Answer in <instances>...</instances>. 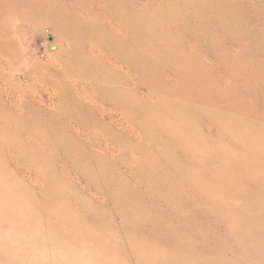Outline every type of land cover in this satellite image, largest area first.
Returning <instances> with one entry per match:
<instances>
[{
  "label": "rangeland",
  "instance_id": "1",
  "mask_svg": "<svg viewBox=\"0 0 264 264\" xmlns=\"http://www.w3.org/2000/svg\"><path fill=\"white\" fill-rule=\"evenodd\" d=\"M0 264H264V0H0Z\"/></svg>",
  "mask_w": 264,
  "mask_h": 264
},
{
  "label": "crops",
  "instance_id": "2",
  "mask_svg": "<svg viewBox=\"0 0 264 264\" xmlns=\"http://www.w3.org/2000/svg\"><path fill=\"white\" fill-rule=\"evenodd\" d=\"M127 24H128V26H130L131 24H130V22H126Z\"/></svg>",
  "mask_w": 264,
  "mask_h": 264
}]
</instances>
